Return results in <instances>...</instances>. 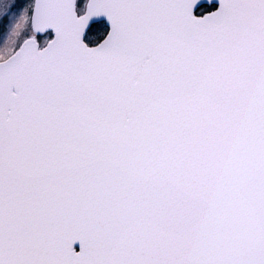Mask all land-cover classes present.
I'll return each mask as SVG.
<instances>
[{
    "label": "snow or ice",
    "instance_id": "snow-or-ice-1",
    "mask_svg": "<svg viewBox=\"0 0 264 264\" xmlns=\"http://www.w3.org/2000/svg\"><path fill=\"white\" fill-rule=\"evenodd\" d=\"M0 21V264H264V0Z\"/></svg>",
    "mask_w": 264,
    "mask_h": 264
},
{
    "label": "rangeland",
    "instance_id": "rangeland-1",
    "mask_svg": "<svg viewBox=\"0 0 264 264\" xmlns=\"http://www.w3.org/2000/svg\"><path fill=\"white\" fill-rule=\"evenodd\" d=\"M12 2L20 4V5H26L30 2V0H12ZM0 24H2V21H0ZM4 41V29L0 28V45L3 44Z\"/></svg>",
    "mask_w": 264,
    "mask_h": 264
},
{
    "label": "trees",
    "instance_id": "trees-1",
    "mask_svg": "<svg viewBox=\"0 0 264 264\" xmlns=\"http://www.w3.org/2000/svg\"><path fill=\"white\" fill-rule=\"evenodd\" d=\"M94 31H95V32L93 33L92 38H95L96 35L100 34V30H99V29H94Z\"/></svg>",
    "mask_w": 264,
    "mask_h": 264
},
{
    "label": "water",
    "instance_id": "water-1",
    "mask_svg": "<svg viewBox=\"0 0 264 264\" xmlns=\"http://www.w3.org/2000/svg\"><path fill=\"white\" fill-rule=\"evenodd\" d=\"M217 6H218V5H217ZM75 248H76L77 251H79V245H78V244L75 245Z\"/></svg>",
    "mask_w": 264,
    "mask_h": 264
}]
</instances>
